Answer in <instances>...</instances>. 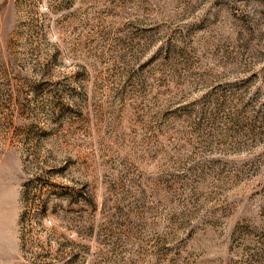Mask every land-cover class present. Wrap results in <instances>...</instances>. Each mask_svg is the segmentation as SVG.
<instances>
[{"label": "rangeland", "instance_id": "1", "mask_svg": "<svg viewBox=\"0 0 264 264\" xmlns=\"http://www.w3.org/2000/svg\"><path fill=\"white\" fill-rule=\"evenodd\" d=\"M0 264H264V0H0Z\"/></svg>", "mask_w": 264, "mask_h": 264}]
</instances>
